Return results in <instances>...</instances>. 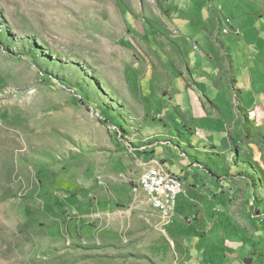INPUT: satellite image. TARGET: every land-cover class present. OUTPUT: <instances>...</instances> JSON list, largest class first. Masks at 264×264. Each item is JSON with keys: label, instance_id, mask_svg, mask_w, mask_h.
Returning a JSON list of instances; mask_svg holds the SVG:
<instances>
[{"label": "rangeland", "instance_id": "rangeland-1", "mask_svg": "<svg viewBox=\"0 0 264 264\" xmlns=\"http://www.w3.org/2000/svg\"><path fill=\"white\" fill-rule=\"evenodd\" d=\"M149 1L0 0V264H184L168 220L133 192L141 154L124 136L143 121L123 38ZM214 1L250 19L256 56L264 0ZM239 71L264 93V55Z\"/></svg>", "mask_w": 264, "mask_h": 264}, {"label": "crops", "instance_id": "crops-1", "mask_svg": "<svg viewBox=\"0 0 264 264\" xmlns=\"http://www.w3.org/2000/svg\"><path fill=\"white\" fill-rule=\"evenodd\" d=\"M133 9L123 38L131 54L125 99L132 120L143 122L124 136L141 154L142 173L182 180L167 225L184 264H264V93L240 88L239 73L264 55L263 36L254 56L241 29L251 32L250 19L226 17L214 0Z\"/></svg>", "mask_w": 264, "mask_h": 264}, {"label": "built area", "instance_id": "built-area-1", "mask_svg": "<svg viewBox=\"0 0 264 264\" xmlns=\"http://www.w3.org/2000/svg\"><path fill=\"white\" fill-rule=\"evenodd\" d=\"M183 187H179L177 181L161 177L156 169L148 176H139L133 187V192H142L150 205L165 220H170L174 214L176 201Z\"/></svg>", "mask_w": 264, "mask_h": 264}, {"label": "bare ground", "instance_id": "bare-ground-1", "mask_svg": "<svg viewBox=\"0 0 264 264\" xmlns=\"http://www.w3.org/2000/svg\"><path fill=\"white\" fill-rule=\"evenodd\" d=\"M152 172L153 171H150V170L149 171H144L141 176H148ZM157 173L160 174L161 177H166V178H169L171 180L177 181L178 186L179 187H183L182 180L179 177H177L175 175H172V174H169V173H166V172H163V171H157Z\"/></svg>", "mask_w": 264, "mask_h": 264}]
</instances>
